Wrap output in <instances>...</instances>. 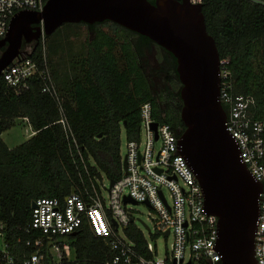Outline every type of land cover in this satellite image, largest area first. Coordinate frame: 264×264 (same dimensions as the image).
I'll return each instance as SVG.
<instances>
[{
    "label": "trees",
    "instance_id": "trees-1",
    "mask_svg": "<svg viewBox=\"0 0 264 264\" xmlns=\"http://www.w3.org/2000/svg\"><path fill=\"white\" fill-rule=\"evenodd\" d=\"M204 2L207 31L216 41L220 58L230 59L234 93L254 97L253 116L264 120V4L251 0ZM81 27H87L92 37L78 46L73 39ZM44 43L60 102L42 93V82L36 77L18 95L0 77V221L12 227L30 220L32 204L38 198H57L63 203L73 191L89 188L90 178L103 174L108 180H119L123 175L122 126L127 141L140 139L143 104L151 103L154 119L170 124L179 137L185 131L177 61L161 56L165 49L149 38L106 21L66 23L46 35ZM152 47L157 50L158 64L166 67L160 71L166 78L163 90L155 89L145 64ZM31 58L40 67L44 64L42 40L33 47ZM62 111L79 152L58 123ZM24 118L36 133L9 148L1 135ZM125 232L144 253L140 230L129 225ZM71 242L82 259L103 261L112 255L86 223Z\"/></svg>",
    "mask_w": 264,
    "mask_h": 264
},
{
    "label": "built area",
    "instance_id": "built-area-1",
    "mask_svg": "<svg viewBox=\"0 0 264 264\" xmlns=\"http://www.w3.org/2000/svg\"><path fill=\"white\" fill-rule=\"evenodd\" d=\"M251 1L258 3V0ZM44 6V0H0V40L6 36L16 13L40 12ZM45 37L42 32L39 39L43 42L42 67L31 58L33 47H30L22 51V56L15 59L1 77L17 95L28 90L30 79L36 77L42 82V93L60 102L47 61ZM219 64V99L227 114L226 129L238 146L242 163L255 180L263 184L255 233V259L257 264H264V120L253 116L254 97L234 93L230 59L220 58ZM23 120L29 124L27 118ZM58 123L79 152L63 111ZM153 123L158 124L156 131L152 129ZM35 133L33 130L31 135ZM178 141L179 136L170 124L154 119L152 104H143L140 139L127 141V152L121 155L122 167L126 160L122 177L113 186L109 180L108 188L105 175L90 178L89 188L72 192L63 203L57 198H38L33 202L30 220L24 225L12 227L0 221V264H224L223 255L217 249L218 218L207 211L203 190L180 153ZM157 143H160L158 148ZM79 156L82 159L81 153ZM165 189L170 192L171 203ZM103 190L107 192V199ZM126 197L136 204L125 203ZM139 204L146 205L154 214L153 233L147 227L151 235L172 238L171 249L163 259L158 258L157 249L135 224L131 207ZM85 223L95 237L104 241L112 253L110 257L99 261L77 256L71 237ZM129 225L136 226L142 233L144 253L127 236L125 231Z\"/></svg>",
    "mask_w": 264,
    "mask_h": 264
},
{
    "label": "water",
    "instance_id": "water-1",
    "mask_svg": "<svg viewBox=\"0 0 264 264\" xmlns=\"http://www.w3.org/2000/svg\"><path fill=\"white\" fill-rule=\"evenodd\" d=\"M105 21L149 38L176 59L182 84L180 117L185 125L178 144L203 190L207 211L218 218L217 249L224 264H257L255 233L263 184L242 163L238 146L226 129L227 114L219 99L220 54L207 31L202 4L192 5L189 0H48L43 11L24 10L12 17L0 40V47H6L0 57V77L22 56L23 43L38 44L42 32L50 36L66 23ZM157 125L152 124L154 131ZM124 202L136 204L129 197Z\"/></svg>",
    "mask_w": 264,
    "mask_h": 264
},
{
    "label": "rangeland",
    "instance_id": "rangeland-1",
    "mask_svg": "<svg viewBox=\"0 0 264 264\" xmlns=\"http://www.w3.org/2000/svg\"><path fill=\"white\" fill-rule=\"evenodd\" d=\"M92 37V33H90V30L87 27H81L78 30V36L74 38V43L78 46H80L81 43H85L86 40L90 39ZM161 56H164L165 53L163 51H160ZM158 56L157 50L155 47H152V53H148L147 61H145V64L148 68L149 71H151L152 76H153V84L156 90L158 89H165L166 88V78L165 74L163 73L165 68L158 64L157 59L155 56ZM163 72H160V71ZM32 127L30 124L25 122L22 119H17L15 121L14 126L3 132L1 135L4 143L9 147V148H15L26 141H28L33 135L32 134ZM142 135V139H143ZM160 146V143L156 144V148ZM121 155L124 156L127 152V138H126V133L124 126H122V131H121V148H120ZM105 185L106 188L109 187V180L105 176ZM164 193L168 199V201L171 203V198H170V192L168 190H164ZM103 196L105 199H107V192L103 190ZM134 209V218H135V224L136 226L143 232L144 237L146 240L151 243L156 249H157V256L160 259L165 258L166 254L168 251L171 249V244H172V238L169 237V239H166L164 236H157L154 237L151 235L150 231L148 228L151 230L153 233V222L152 218L154 216L152 210H150L146 205L144 204H139L135 205V207H131ZM148 227V228H147Z\"/></svg>",
    "mask_w": 264,
    "mask_h": 264
},
{
    "label": "flooded vegetation",
    "instance_id": "flooded-vegetation-1",
    "mask_svg": "<svg viewBox=\"0 0 264 264\" xmlns=\"http://www.w3.org/2000/svg\"><path fill=\"white\" fill-rule=\"evenodd\" d=\"M149 1L151 3H155L156 0H149ZM189 3L192 4V5L202 4V12H203V8H204V5H205L204 0H189ZM258 3L264 4V0H258ZM36 44L37 43L35 41L33 43H31V44H27V43L24 42L23 43V46H22V51L25 50V49H29L30 47H34ZM5 49H6V47H2V48L0 47V57L3 54V52H4ZM162 51H163V53H165V55L167 57H169V60L170 61L173 60V56H171V54L169 52H167L166 50H162Z\"/></svg>",
    "mask_w": 264,
    "mask_h": 264
}]
</instances>
